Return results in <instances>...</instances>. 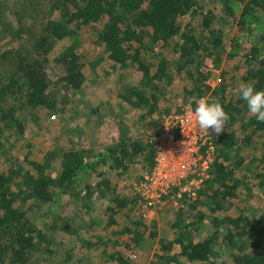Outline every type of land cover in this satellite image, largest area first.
<instances>
[{"label":"trees","instance_id":"trees-1","mask_svg":"<svg viewBox=\"0 0 264 264\" xmlns=\"http://www.w3.org/2000/svg\"><path fill=\"white\" fill-rule=\"evenodd\" d=\"M1 12L0 39H22L0 52V264H130L153 241L146 264H264V204H249L264 199V122L237 99L241 83L264 89V0H24L16 26ZM207 61L220 68L213 86ZM87 70L113 84L117 101L106 108L119 136L103 151L86 147L89 111L86 128L66 130L68 145L34 154L24 135L37 109L66 113L65 93L82 88ZM202 96L229 119L212 137L209 177L194 198L182 193L167 235L158 228L167 218L145 217L139 192L116 191L109 175L131 178L139 161L151 167L166 103L195 107ZM125 112L138 131L124 125ZM18 140L28 146L20 155Z\"/></svg>","mask_w":264,"mask_h":264},{"label":"rangeland","instance_id":"rangeland-1","mask_svg":"<svg viewBox=\"0 0 264 264\" xmlns=\"http://www.w3.org/2000/svg\"><path fill=\"white\" fill-rule=\"evenodd\" d=\"M23 1L24 0H0L1 3L0 8L2 9L1 13L4 14L6 18L10 20V22L15 26L17 20L15 12H17L21 8ZM27 10L29 11V9ZM34 13H38V12L34 11ZM34 13L31 12L27 13L26 19H30L32 14L34 18H39L38 15ZM84 36L85 38L83 40V47L85 49H88V53H89L88 55L90 56L96 54L97 50L96 52H94L95 50L93 49L94 47L93 44L89 40H87L86 34ZM20 39L22 38H15L14 40L10 34H7L6 37L0 39V52L10 49H12V51L16 50L18 48ZM61 44L62 43L59 42L56 48L59 49ZM56 51L57 50H54L53 54H55ZM103 67H105V64H103ZM202 69L206 73L210 72L209 77L207 78L206 81L212 86L215 85L218 80V74L220 72V68L214 67L210 63V61H207L205 62ZM99 70L100 73L104 71L103 68H99ZM86 75L88 77L84 81L82 88L77 93L76 92L65 93L67 94L68 97V102L66 105L67 107L66 113L49 114L46 108L41 107L37 109V114L39 117L37 118V120H32L31 122H29V125H27L24 135V138H26L25 142L29 144L31 151L34 154L41 156L49 149L52 148L61 149V147L64 148L66 145H68L67 140L69 138V134L66 133V130L70 129V127L74 128L75 126L78 127L82 126L83 122L88 116V114L86 115V113H89V111L93 112L92 117L94 119V123L95 122L96 123L90 129L82 126L83 128H86V131L84 132V134H82L81 140H83L82 143L86 147L87 146L91 147L94 152L103 151L105 146L113 143L119 136L120 133V129L118 128L119 124H117L113 120V117L107 112V108H106L107 102L111 103L117 101V97L114 90L108 89L109 85L112 88L113 84H111L110 79H105L102 80L103 82H99L100 80L98 79V77L102 79L105 78L103 74H101L100 76L99 75L94 76V73L87 70ZM60 94L61 93H59V95ZM166 105L171 106L169 113L177 111L178 110L177 108L180 107L179 99L173 98L169 103L167 102ZM94 107H98V110L96 112H94L95 109ZM97 113H99V115ZM169 113H165L162 116H166ZM123 115H124L123 123L128 127L129 131L132 133L138 131L139 130L137 127L138 124L133 122L134 116L132 115V113L125 112L123 113ZM162 116L161 118L163 119ZM151 130L152 128H150V130L148 129L145 131L151 132ZM25 142L23 140L16 141L13 152L18 155L22 154L25 151V149L28 148ZM204 153H205L204 150H202V153H199L192 158L182 155L177 157H172L170 154L171 158L169 160L163 159L161 161L159 167L160 173L157 178H154L152 180V182H144V178L145 176L149 175L152 169L154 170L156 165L153 164L151 167L142 166L144 165L142 163L143 161L135 162L132 165V168H130L129 170V172L131 171V178H128L126 175H121L117 181V177H115L114 174H111L112 172H110L109 178L113 182L116 181L115 182L116 191L124 192L126 190L128 192L135 193L138 187H143L150 194L153 200L151 207L144 206V211L147 213L146 216L148 218H151L154 216L157 217L160 214L164 215L165 216L164 218L165 219L167 218L166 220L167 223L161 222L158 228L160 232L165 231V233L168 235L171 233L168 226L170 225L171 221L168 220H171L172 219L171 217H173L172 211L177 210L179 208L178 207V205H180L179 199L181 198L182 195L178 196V188L176 190L173 187L169 194L156 197L157 195L155 191L156 183L157 181H162L163 179H165V177H168L169 181L174 180L175 181L174 184L179 185V190L180 189L185 191H189V189L195 190L193 189L194 185H192L191 182L194 181L193 179L199 180V178L202 175L201 169H197L195 168V166L200 167L201 164L203 163L202 162L203 159L206 160V156L204 155ZM207 154L208 153H206V155ZM190 163H194V165L192 166L190 165ZM192 171H196L199 173V176H197L198 178L196 177V175H194L195 178H191V179L189 178V176L193 175ZM52 172L54 173L56 171L52 170ZM187 174H189V176ZM95 178L96 177L93 176L91 180H94ZM131 179L133 181H131ZM153 195H155V199ZM187 198H191V197L187 195ZM60 201L63 203L64 198L62 197ZM252 202L254 203V205L261 206L262 204H264V199H261L260 196H258V198L251 199L249 204ZM243 203L244 202H240L239 204L242 205ZM63 205L65 206L68 212V209H70L69 204L63 203ZM72 209L73 208H71L70 211ZM199 209L204 210L202 207H200ZM233 209L234 208H231L228 211V213H232V212L235 213L238 211V208H236L235 210ZM205 227L210 229L211 225L205 224ZM203 233L204 232H201V234ZM59 236L62 237L61 240L65 241L68 246L71 247L78 246L77 252L83 250L82 248H80L74 237H71L70 235L63 233H59ZM126 236L129 237L130 234ZM147 241L149 240L146 239L145 242ZM151 245L152 246H150L149 249H146L147 248L146 246L145 249L135 250L137 251V257L129 259L130 264H146V261L152 256V252L156 247V242L153 241ZM46 263L47 261H42V264H46Z\"/></svg>","mask_w":264,"mask_h":264},{"label":"built area","instance_id":"built-area-1","mask_svg":"<svg viewBox=\"0 0 264 264\" xmlns=\"http://www.w3.org/2000/svg\"><path fill=\"white\" fill-rule=\"evenodd\" d=\"M202 97L207 99L204 96ZM194 109L195 107L190 105H182L177 111L169 113L162 119L156 135L157 150L154 157V164L156 167L154 170L152 169L150 171L149 175L145 176L144 182H152L154 178L158 177L160 173V163L163 159L169 160L171 156L177 157L180 155L192 158L195 155L202 153V150H204L206 160L203 159V163L200 167L195 166V168L201 169L202 175L199 180L193 179L194 181H192L191 184L194 185L193 189L195 190L189 189V191L182 189L179 190V185L174 184V180L169 181L168 177H165V179L162 181H157L156 183V197L169 194L171 189L174 187L176 190L178 188V196H181L182 193L186 192L189 197L194 198L196 195V190L202 185L204 179L209 177L208 169L211 162L213 161V154L215 150L212 137L217 134L211 130H209L208 134L199 128L198 124L196 123ZM206 153L208 154L206 155ZM190 165L193 166L194 163H190ZM192 174V176L187 174L190 179L195 178L194 175H196V177L199 176V173L196 171H192ZM136 192H139L140 196L144 199L142 211L144 212V216L147 217V213L144 211V206H152V197L143 187H138ZM153 197L155 199V195H153Z\"/></svg>","mask_w":264,"mask_h":264},{"label":"clouds","instance_id":"clouds-1","mask_svg":"<svg viewBox=\"0 0 264 264\" xmlns=\"http://www.w3.org/2000/svg\"><path fill=\"white\" fill-rule=\"evenodd\" d=\"M237 99L243 100L248 111L259 122H264V89L258 90L254 83H241L237 90ZM196 123L199 128L209 134L222 133L229 119L228 114L220 103L209 102L201 97L196 101L194 109Z\"/></svg>","mask_w":264,"mask_h":264}]
</instances>
